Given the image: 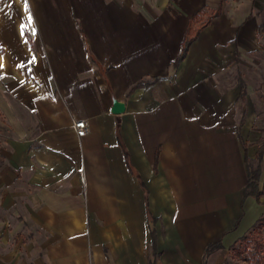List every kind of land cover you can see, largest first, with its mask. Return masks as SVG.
Here are the masks:
<instances>
[{
  "label": "crops",
  "instance_id": "crops-1",
  "mask_svg": "<svg viewBox=\"0 0 264 264\" xmlns=\"http://www.w3.org/2000/svg\"><path fill=\"white\" fill-rule=\"evenodd\" d=\"M257 25L251 0H0V264H218L264 214L228 74Z\"/></svg>",
  "mask_w": 264,
  "mask_h": 264
},
{
  "label": "rangeland",
  "instance_id": "rangeland-1",
  "mask_svg": "<svg viewBox=\"0 0 264 264\" xmlns=\"http://www.w3.org/2000/svg\"><path fill=\"white\" fill-rule=\"evenodd\" d=\"M251 2L252 10L258 20V46L255 50L243 54L238 59L236 69L228 73L234 81H237L238 77L243 80L242 101H246L248 105L253 104L255 108L253 122L259 130V135L256 139L245 143L250 146L249 151L254 148L256 150V147L264 140V0H251ZM254 153L255 151L250 154L251 156L248 155L251 167H254L257 162ZM261 176L263 178L261 190L264 191V156ZM207 257L212 259L208 255ZM258 257H263L264 262V222L256 225L247 233V238L243 242L238 241L227 253L218 256L215 261H219L218 264H261L258 262Z\"/></svg>",
  "mask_w": 264,
  "mask_h": 264
},
{
  "label": "trees",
  "instance_id": "trees-1",
  "mask_svg": "<svg viewBox=\"0 0 264 264\" xmlns=\"http://www.w3.org/2000/svg\"><path fill=\"white\" fill-rule=\"evenodd\" d=\"M218 12H219V9L212 11L210 14L207 15V17L203 21L199 22L196 27L192 26L191 21L196 22L199 20V18L197 17V14H194L191 17L190 23L188 24L187 33H186V36L183 40L182 49H181V52H180L178 59L184 56V54L188 48L189 43L195 37L197 31L203 25H205L212 16L216 15ZM240 82H242V84H243L242 79H240ZM263 156H264V140L256 147V150L254 153V158L257 160V162H256V165L254 167L250 166L249 156L247 154H245V156H244L245 162H246V167H247V181H246V184H245L244 189H243L244 195L251 194V195H254L255 197H258L260 195V193L262 192V190L258 189V182H259L260 175L262 172ZM263 222H264V214H262L257 219V221L254 223V225L252 226V228L250 230H253L256 227V225L263 223ZM250 230L247 233H249ZM247 233L242 235L238 241L243 242L247 238ZM152 242H154V240H152ZM213 246H214V244H208V246L205 249V252L210 251ZM258 262L261 264H264L263 257H258Z\"/></svg>",
  "mask_w": 264,
  "mask_h": 264
},
{
  "label": "built area",
  "instance_id": "built-area-1",
  "mask_svg": "<svg viewBox=\"0 0 264 264\" xmlns=\"http://www.w3.org/2000/svg\"><path fill=\"white\" fill-rule=\"evenodd\" d=\"M72 125L75 130V133L78 136H82L87 132V125H86L85 120L83 119L74 120ZM83 180H84V177L81 174V181L83 182Z\"/></svg>",
  "mask_w": 264,
  "mask_h": 264
},
{
  "label": "water",
  "instance_id": "water-1",
  "mask_svg": "<svg viewBox=\"0 0 264 264\" xmlns=\"http://www.w3.org/2000/svg\"><path fill=\"white\" fill-rule=\"evenodd\" d=\"M113 105H114V112H119L121 111L123 104L121 102L116 101L115 99L113 100Z\"/></svg>",
  "mask_w": 264,
  "mask_h": 264
},
{
  "label": "snow or ice",
  "instance_id": "snow-or-ice-1",
  "mask_svg": "<svg viewBox=\"0 0 264 264\" xmlns=\"http://www.w3.org/2000/svg\"><path fill=\"white\" fill-rule=\"evenodd\" d=\"M25 7H27V4H25ZM29 22H31V16H29ZM0 66H2V65H0Z\"/></svg>",
  "mask_w": 264,
  "mask_h": 264
}]
</instances>
